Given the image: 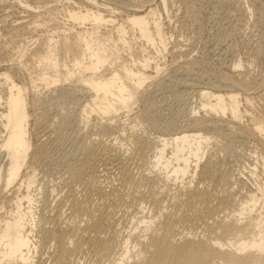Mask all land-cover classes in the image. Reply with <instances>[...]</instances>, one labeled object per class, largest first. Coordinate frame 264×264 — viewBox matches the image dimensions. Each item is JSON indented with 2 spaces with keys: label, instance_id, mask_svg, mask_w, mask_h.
Here are the masks:
<instances>
[{
  "label": "bare ground",
  "instance_id": "obj_1",
  "mask_svg": "<svg viewBox=\"0 0 264 264\" xmlns=\"http://www.w3.org/2000/svg\"><path fill=\"white\" fill-rule=\"evenodd\" d=\"M233 1L219 3H228L229 15L253 16L245 1ZM81 3L62 0L44 12L22 3L32 18L14 26L16 18L0 35V205L12 207L0 218V264H264V161L261 178L250 163L249 187L233 172L229 149L211 146L234 135L255 137L264 148V81L241 73L242 60L219 68L178 45L172 75L162 76L161 56L173 36L160 10L169 13L172 0ZM193 12L192 4L186 17ZM40 26L51 27L48 34L39 35ZM249 55L257 59L260 49ZM171 87L199 98L185 123L168 131L170 121L158 139L125 123L153 121L159 107L152 98ZM75 123L83 125L73 129L75 151L60 163L63 188H41L37 170L54 163L59 133ZM177 180L179 191L161 210L164 189ZM129 211L137 220L127 232L120 225Z\"/></svg>",
  "mask_w": 264,
  "mask_h": 264
},
{
  "label": "rangeland",
  "instance_id": "obj_2",
  "mask_svg": "<svg viewBox=\"0 0 264 264\" xmlns=\"http://www.w3.org/2000/svg\"><path fill=\"white\" fill-rule=\"evenodd\" d=\"M6 1H10V2L17 1L22 6L17 5L11 8V6L8 7V4L4 3ZM20 1L24 5L25 4L30 5L31 9L33 10L44 12L56 7V5L60 4L62 0H0V7H1L0 35H2L3 37L6 36L7 26L10 24L13 25L16 18L18 19V17L20 18L24 17V19L22 18L21 20H19L20 18L18 20L16 19L15 21L16 23L14 24V26H16V24L18 25V23L20 24L21 21L26 22L25 20H29L32 18V16L27 17L28 13L25 12V10H23L22 7L24 5ZM108 1H112V0H106V1L99 0V3L107 4ZM220 1L221 0H172L173 3L172 7L170 6V8H168L169 13H167L166 10L163 7H161L162 10L160 11L163 14L162 16L164 18V23L166 27L165 30L167 32V35L169 36V34H171V36H173V38L169 40L167 49L165 50V52H163V56H161L162 63L160 65L161 66L160 69L162 70L160 73L162 76L164 75V77L167 80L169 79V75L170 74L172 75V73H169V69L173 64L172 62L174 59L172 50L174 49L175 46L178 45V48H181L183 50L185 49L188 50L189 48V50H191V51L188 50V52H191L190 56L192 57L195 56L194 58L206 60L215 67L220 66L219 68L233 67L236 61L242 60L243 61L242 67H240V69L242 70V72L240 71L241 73H244L246 76H248L249 79L255 80L254 82L257 81L256 83L264 81V9H263L264 1L263 0L257 1V3L260 6L259 7L258 4L256 5L254 3V0H243L245 1L243 2L244 6L245 7L247 6L248 8L251 9L253 13L252 17H247L244 13L241 14L236 13L235 15V12L233 11L231 15H229L232 9L229 8L230 6L228 5V3H224V5L223 4L220 5L219 3ZM234 1L242 2L240 0L238 1L234 0ZM69 2L72 5V7L75 8L77 5H82L81 3L82 0H69ZM3 3L5 4V7L2 8V6L4 5ZM192 4L194 6V12L189 18H187L186 16L188 14V6ZM109 6H110L109 8L110 11L114 9L115 12L117 11L116 14L120 13L122 15L120 10L118 11L117 9L114 8L115 7L114 5L113 7L112 5ZM120 14L118 15V18H120V20L121 19L125 20L127 15L123 14V17H121ZM256 16H260L261 20L257 21L255 19ZM50 28L51 27L40 26L39 27L40 31L38 34L46 35L48 34V30ZM38 37H39L38 35H35L33 40L41 43L45 41L44 38L38 39ZM256 49H260V56L257 59L251 61V58H249L250 56L249 54L254 53ZM154 55L156 56L155 53ZM63 58L70 61L71 56H68V54L63 53ZM158 59L159 58H157L153 63V67L149 69L150 73H155L156 71L155 65ZM5 63L6 62H3L1 64H5ZM12 73L14 76L24 78L22 73L19 72L18 70L15 71L13 70ZM189 93H191V91H189ZM189 93L182 91L177 87H171L170 89L164 92L163 91L158 92L156 94V97L152 98V102L153 101L156 102L159 107L158 109L159 113L153 121L152 120L148 121L145 124L139 123L138 121L130 122V120L125 122L124 119L133 117L132 115L126 117V114H122L124 116V119H122L123 121L122 120L121 121L125 123H129V126L134 125L136 129H138L139 133L148 135L153 139L156 138L158 139L162 135L161 128H163L164 125L168 124L171 121L173 122V126H171L172 128L167 130L169 131L172 129H176L179 125L185 123L186 121L185 119H187L186 118L187 116L191 115V108L193 109L195 105L198 104L197 102H199V98L193 97V95H189ZM82 100L85 99L83 98ZM253 103H256L257 105L259 102L255 100ZM262 103L263 101H261V104ZM261 104L255 106L256 108H258L257 111H262ZM61 106H62L61 102L56 103L53 113L55 112V110L58 111L61 108ZM143 107H144L143 103L136 104L135 106H133L134 113L140 111V109H142ZM257 111L254 113L257 114ZM240 118H241V124L244 127L249 125L250 121L247 119L245 115L243 106H242V113ZM90 120H91V122L89 121L90 125H93L96 122V120L94 119H90ZM57 121H59V119H57ZM76 124L77 123L73 125L74 127H72L71 125H67L66 128L62 131V133H59L56 141V143L58 144L51 151V155L53 156L54 163L49 165L48 167H44V169L43 167H40L39 168L40 170L39 169L37 170V173L39 174L38 178L44 179L43 181H41L42 183L41 188L43 186L52 187L54 185L55 186L58 185L57 189L59 190L63 188L62 187L63 180L66 177V174L63 173L64 171H62V166L60 163H62L64 159L70 157L68 155H72L76 149V147L74 146L75 141H73L74 138L73 134H75L74 133L75 131L77 134V130L82 127L83 123H80L79 128H76L78 127L77 126L78 124L77 125ZM75 128L76 130L74 131L73 129ZM84 128L86 130V127ZM87 131L91 132L90 130ZM94 132L95 129H93V133ZM94 135L96 137L99 136L97 134ZM94 135L93 137H95ZM108 136L109 135H102L104 139ZM212 143L213 144L211 146L214 148L225 149V150L229 149L231 155V157H229V160L231 161L230 166L232 168L234 167L233 172H235L237 176L239 173L243 174L242 175L244 177L243 180L247 183L249 187H251V184H249V182H251V179L247 172L251 162L258 164L257 176L259 178L262 177L264 148L262 144L257 140V138L248 136L244 141H242L239 136L235 137L234 135H226L222 138L217 137L213 139ZM253 154H255V156H253ZM47 168H49V170ZM44 171L46 173H44ZM43 176L46 178H44ZM183 180H181V182ZM173 183L174 182L170 181L168 183L167 188L165 187L166 190L164 189L165 195L163 194L164 200L160 204L161 210L164 209V207L166 206V202H168L179 191V188L182 185L179 183V180H177L174 184ZM36 189L37 187L36 185H34V187L31 189V191L33 190L32 195L35 194ZM59 190L57 191L60 193L55 191L54 194L58 197L59 194L62 193L60 195V197H62V195L65 193V191L63 190L65 189L61 191ZM242 192L243 193L246 192V189H243ZM0 193H1V189H0ZM239 196H240L239 197L240 201H245V199L247 198V194H240ZM166 198L168 199V201ZM11 208L12 207L10 204L5 205L3 208L0 205V218L10 216L9 212ZM130 212L132 211H129L128 214ZM136 217L137 216H135L133 212L130 213L129 215H126L125 219L121 222L120 225L123 231H125V229L127 230V232L133 230V226H135L137 220ZM2 225L3 223L0 224V228ZM117 257L118 254L117 256H115L114 254L111 257L110 263L115 262ZM85 258L87 257L85 256L83 258L84 260L82 259L84 262L87 260V259L85 260Z\"/></svg>",
  "mask_w": 264,
  "mask_h": 264
}]
</instances>
